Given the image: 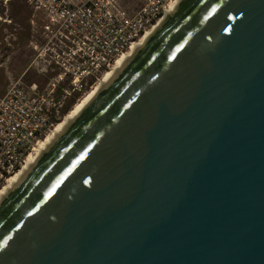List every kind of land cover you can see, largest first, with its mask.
Listing matches in <instances>:
<instances>
[{"label": "water", "instance_id": "1", "mask_svg": "<svg viewBox=\"0 0 264 264\" xmlns=\"http://www.w3.org/2000/svg\"><path fill=\"white\" fill-rule=\"evenodd\" d=\"M0 264H264V0H186L0 206Z\"/></svg>", "mask_w": 264, "mask_h": 264}, {"label": "built area", "instance_id": "2", "mask_svg": "<svg viewBox=\"0 0 264 264\" xmlns=\"http://www.w3.org/2000/svg\"><path fill=\"white\" fill-rule=\"evenodd\" d=\"M137 1L141 6L131 15L119 0H26L31 23L41 30L33 44L43 58L41 70L54 75L44 88L26 83L25 73L9 77L0 93V188L61 118L68 90L98 80L169 5V0ZM58 88L65 92L60 98Z\"/></svg>", "mask_w": 264, "mask_h": 264}, {"label": "rangeland", "instance_id": "3", "mask_svg": "<svg viewBox=\"0 0 264 264\" xmlns=\"http://www.w3.org/2000/svg\"><path fill=\"white\" fill-rule=\"evenodd\" d=\"M170 1L172 0H169L168 4ZM119 2L131 15H134L141 6L137 0H119ZM32 18L33 10L26 0H0V93L5 90L9 77H20L28 68V72L24 75L25 82L29 84L35 82L42 88L47 86L54 75L41 70L44 67L43 58L37 57L40 51L33 47V44L39 43L41 39V30L35 29L31 23ZM6 19L11 21L8 22ZM96 81V79H90L81 90H68L69 94L64 99L61 118L48 130L49 134L94 91V88L90 87ZM63 93H65L64 90L58 88V98L62 97Z\"/></svg>", "mask_w": 264, "mask_h": 264}, {"label": "bare ground", "instance_id": "4", "mask_svg": "<svg viewBox=\"0 0 264 264\" xmlns=\"http://www.w3.org/2000/svg\"><path fill=\"white\" fill-rule=\"evenodd\" d=\"M185 1L186 0L170 1L164 15L160 17L158 22L147 28L143 35L140 36V39H137V42L134 41L132 43L133 45L131 44V46L126 51L121 53L113 65L108 70H106L103 75L90 87L91 89L94 88V91H92L82 101V103L67 116L64 122L58 124L50 134L48 132L46 136L38 141L32 151L26 156V159L21 166L22 168L20 167L21 169L19 168L14 172V174L12 173L1 187L2 189L0 188V206L9 198V196L19 186V184L29 174L33 167L39 162V160L47 153V151L60 139V137L72 126V124L85 112V110L97 99V97L159 32V30L169 21L172 15L178 11ZM99 82L100 84H98Z\"/></svg>", "mask_w": 264, "mask_h": 264}, {"label": "flooded vegetation", "instance_id": "5", "mask_svg": "<svg viewBox=\"0 0 264 264\" xmlns=\"http://www.w3.org/2000/svg\"><path fill=\"white\" fill-rule=\"evenodd\" d=\"M29 68L25 71V74L28 72Z\"/></svg>", "mask_w": 264, "mask_h": 264}, {"label": "trees", "instance_id": "6", "mask_svg": "<svg viewBox=\"0 0 264 264\" xmlns=\"http://www.w3.org/2000/svg\"><path fill=\"white\" fill-rule=\"evenodd\" d=\"M65 112H67V110H65ZM65 112H64V113H65Z\"/></svg>", "mask_w": 264, "mask_h": 264}]
</instances>
